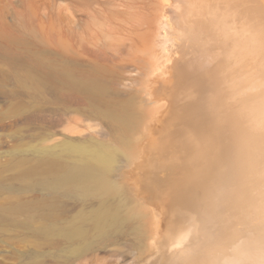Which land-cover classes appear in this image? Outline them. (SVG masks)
I'll use <instances>...</instances> for the list:
<instances>
[{
	"label": "rangeland",
	"instance_id": "rangeland-1",
	"mask_svg": "<svg viewBox=\"0 0 264 264\" xmlns=\"http://www.w3.org/2000/svg\"><path fill=\"white\" fill-rule=\"evenodd\" d=\"M169 4L0 0V264H179L200 245L168 238L209 163L167 143L207 126L198 80L170 83L194 53Z\"/></svg>",
	"mask_w": 264,
	"mask_h": 264
},
{
	"label": "bare ground",
	"instance_id": "bare-ground-1",
	"mask_svg": "<svg viewBox=\"0 0 264 264\" xmlns=\"http://www.w3.org/2000/svg\"><path fill=\"white\" fill-rule=\"evenodd\" d=\"M164 1L171 4L168 13L163 12L173 19L174 25L169 26L186 37L194 53L181 70L172 72L170 83L185 75L198 80L206 92L202 113L207 120V126L197 120L167 143L184 149L182 158L191 164L209 161L195 184L202 192L193 187L178 200L192 207V223H176L168 234L169 243L179 246L202 235L200 245L192 247L179 264H264V219L259 217L264 213V0H175L173 15V0ZM112 159L113 153L106 152L94 161L108 169ZM256 218L260 219L257 225L252 223ZM234 220L241 225L239 230L233 228Z\"/></svg>",
	"mask_w": 264,
	"mask_h": 264
}]
</instances>
